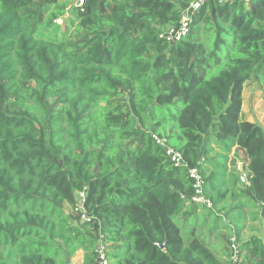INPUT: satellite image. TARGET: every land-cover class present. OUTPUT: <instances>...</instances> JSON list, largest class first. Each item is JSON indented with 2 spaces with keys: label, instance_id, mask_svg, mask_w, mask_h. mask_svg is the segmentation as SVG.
Returning a JSON list of instances; mask_svg holds the SVG:
<instances>
[{
  "label": "trees",
  "instance_id": "trees-1",
  "mask_svg": "<svg viewBox=\"0 0 264 264\" xmlns=\"http://www.w3.org/2000/svg\"><path fill=\"white\" fill-rule=\"evenodd\" d=\"M62 1L0 0V264H94L99 239L110 264H226L204 235L243 207L264 219V127L242 112L264 86V0H205L176 42L160 34L192 0H76L60 36L38 33ZM154 136L199 167L211 207ZM237 241L264 264L258 238Z\"/></svg>",
  "mask_w": 264,
  "mask_h": 264
},
{
  "label": "built area",
  "instance_id": "built-area-1",
  "mask_svg": "<svg viewBox=\"0 0 264 264\" xmlns=\"http://www.w3.org/2000/svg\"><path fill=\"white\" fill-rule=\"evenodd\" d=\"M205 0H192L182 6L181 17L179 23L164 31L160 34L161 37L166 38L170 42L179 41L184 35L189 32L191 15L195 12ZM245 3H248L250 0H243ZM78 4H82V0H78ZM156 142L161 145L164 149L166 159L174 166L184 165L187 168L189 177L193 179V188L194 193L191 197L192 202L196 204H205L207 207H211L212 203L204 197L202 191L203 180L201 178V173L199 167H187L185 162L182 159L181 154L176 151L173 147L166 144L165 138H158L154 136ZM86 189L83 188L80 191H77L75 194L77 210L82 212L81 221H89L90 215L85 212L83 209V201L85 199ZM228 248L229 254L226 261V264H241L240 252H239V243L237 237L234 233L229 236L228 239ZM97 257L94 264H110V260L106 255V247L99 239L96 246Z\"/></svg>",
  "mask_w": 264,
  "mask_h": 264
},
{
  "label": "crops",
  "instance_id": "crops-1",
  "mask_svg": "<svg viewBox=\"0 0 264 264\" xmlns=\"http://www.w3.org/2000/svg\"><path fill=\"white\" fill-rule=\"evenodd\" d=\"M242 112L248 120L253 121L249 119L251 117H248L249 114L247 112H244L243 110ZM259 123L264 127V125L261 122ZM218 152H220V150L214 146L213 154L216 155V153ZM243 161L244 159H243L242 151H236L235 147L231 149V152L226 156L225 159L226 166L230 168L232 165H234L236 170L238 171V174L242 175L244 178L243 180H245ZM197 210H198L197 212L200 211L199 209ZM229 215H230L229 217L224 216L220 221L216 222L217 229L210 236L204 235L205 243L210 244L209 246L213 248L216 253L218 254L221 253V255L224 254L223 249H225V247H226V251L228 252L227 249L228 247L226 246V244L225 245L224 243L221 244V242L219 241L221 238L220 233H225V232L228 233L227 230L229 231L232 230V232L235 235H237L239 241L245 240L249 237H253V238H258L261 241L262 245L264 246V219H260L258 217L257 210L250 209L249 207H243L241 209L232 211ZM211 224H212L211 220L208 219L206 226L207 225L210 226ZM82 255L83 252L81 251V256L78 264H81L82 262Z\"/></svg>",
  "mask_w": 264,
  "mask_h": 264
},
{
  "label": "rangeland",
  "instance_id": "rangeland-1",
  "mask_svg": "<svg viewBox=\"0 0 264 264\" xmlns=\"http://www.w3.org/2000/svg\"><path fill=\"white\" fill-rule=\"evenodd\" d=\"M75 2L76 0H63L61 4L64 5L66 3L65 5L66 13L64 16H62L63 18L53 17V13H50L47 16V20L50 17H52L54 19H52L51 22L53 23L55 22V23L50 25V27H48L46 32L38 31V33L41 32L42 34L49 35V36H54V35L60 36V34H62L64 30H66L67 27L70 26L74 22L73 19L75 17L74 16L75 13L72 8L74 7ZM77 4H78V0H77ZM206 36H207L206 45L211 47L212 41H213L212 31H208L205 34L203 33V37L205 38ZM222 51H223V48H222ZM242 93H243L242 94V110L249 114L248 117H251L249 119L257 123L261 122L264 125V86L253 84L252 82H248L244 86V90ZM179 105H180V101L177 100L175 104L173 105V110L178 108ZM65 209L66 211L69 210L67 206L65 207ZM219 241L221 242V244L224 243L223 238H220ZM225 244L227 246L226 242ZM80 256H81V250H78L75 253V255L72 256L70 260L68 261L69 264H78Z\"/></svg>",
  "mask_w": 264,
  "mask_h": 264
},
{
  "label": "water",
  "instance_id": "water-1",
  "mask_svg": "<svg viewBox=\"0 0 264 264\" xmlns=\"http://www.w3.org/2000/svg\"><path fill=\"white\" fill-rule=\"evenodd\" d=\"M240 177H241L242 179H244L242 175H240ZM159 246H160V247H163L164 244H163V243H162V244H159ZM66 258H67V255H66ZM66 263H67V260H66Z\"/></svg>",
  "mask_w": 264,
  "mask_h": 264
}]
</instances>
